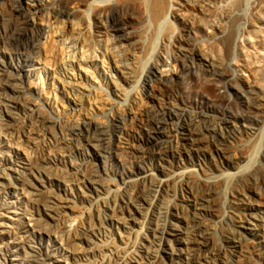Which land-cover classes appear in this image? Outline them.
<instances>
[{
  "label": "rangeland",
  "instance_id": "obj_1",
  "mask_svg": "<svg viewBox=\"0 0 264 264\" xmlns=\"http://www.w3.org/2000/svg\"><path fill=\"white\" fill-rule=\"evenodd\" d=\"M63 1L44 22H66L65 2L105 6L89 11L90 53L131 48L142 68L130 81L107 63L89 77L73 58L47 64L49 29L0 0V264H264V95L237 71L260 0H172L212 35L169 15L147 53L135 4ZM214 46L224 69L195 51ZM71 94L111 104L84 125Z\"/></svg>",
  "mask_w": 264,
  "mask_h": 264
},
{
  "label": "bare ground",
  "instance_id": "obj_2",
  "mask_svg": "<svg viewBox=\"0 0 264 264\" xmlns=\"http://www.w3.org/2000/svg\"><path fill=\"white\" fill-rule=\"evenodd\" d=\"M23 1L25 5L30 8V14L33 16V18L37 19L35 24H38L40 27H47L49 29L48 36L41 43L42 56L47 64L53 59L57 61L59 60V63H62L64 66V64H67L68 61L71 60L70 58H73L71 62L74 66V69L77 70L76 73L89 77L92 73L91 69L94 65L101 64L102 67H106L107 63L108 65L111 64L113 67L119 70V72H122V74L126 77L129 76L128 79L131 78L130 81L133 79V74L137 73L139 68H142L140 56L129 50L131 48L123 49L126 53L124 51V53H122V50L118 49V47L108 45L106 46V51H104L106 54L101 57L102 60H98L97 56H93L90 53V48L92 47H90L92 43V31L91 23L88 19L89 11L95 12L97 18L103 17L106 12L105 6L97 4L96 2H88L85 6L77 5V3H73L74 1L65 2L70 15L66 22H59L57 20L52 21L51 18L49 21L44 22V11H46L50 4L49 0ZM120 1L123 3L131 2L135 4L137 15L140 18H143L144 22L149 24V27L152 26L151 30H149V28H145L146 34L142 33L140 35L141 38L144 37V35L146 36V39H144L146 42L144 44L145 53H147L151 46V44L149 45L147 42H153V39L158 37L157 34L159 33V26L169 15H174L175 17L185 21L188 27L191 28L194 38L198 37L199 33L212 35V31H210L203 22H194L187 14L180 12L172 0ZM62 2L64 1L62 0ZM235 6L236 5H234V8ZM80 20H84V23H82ZM254 20L255 22L252 24L251 29L249 30L250 37L243 41H238L239 45H237L241 50V54L242 56H245L247 61L245 64H237V71L239 77L247 82V85L252 89V92H254V94L256 93L258 96H261L264 95V0H260L254 6ZM147 25L145 24L144 26ZM215 28L222 30L220 24H216ZM232 35L233 34L225 38V41L229 45L234 40ZM71 47L76 48V51L70 57L69 52H71ZM220 50L221 49L216 46L205 49L204 47L195 48V51L200 59L207 62L212 68L224 69L223 62L221 61ZM122 55L124 56L123 58H121ZM126 60L129 61L126 62ZM177 72H179L178 68L174 65L171 68L162 67L159 69L158 73L160 79L167 80L170 79L171 76H176ZM71 80L73 82L80 83V80H75V78ZM78 86L81 87V84H78ZM63 87L66 89L67 85L64 83ZM83 96L71 94L68 96V100L71 104H73V109L75 111H81L82 109L85 110L84 108H88L86 109L88 111L85 113L86 120L81 122V124L86 123L84 125H88L90 122L94 121L92 113L95 112L96 115V111H98V113L103 111L107 105L111 104V102L106 97V95L98 94L92 99V101H90L88 106ZM48 99L52 105H55L57 102V98L55 96H49ZM141 104H143V108H145L144 102ZM162 185H164V183H162Z\"/></svg>",
  "mask_w": 264,
  "mask_h": 264
}]
</instances>
